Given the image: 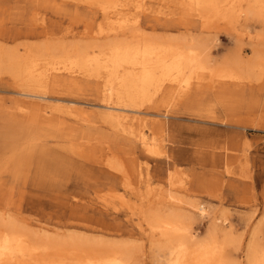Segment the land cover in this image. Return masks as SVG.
<instances>
[{
	"label": "rangeland",
	"instance_id": "374dc122",
	"mask_svg": "<svg viewBox=\"0 0 264 264\" xmlns=\"http://www.w3.org/2000/svg\"><path fill=\"white\" fill-rule=\"evenodd\" d=\"M132 1L117 3L131 6ZM141 1L148 9L123 33L112 34L98 8L77 0H0V48L2 53L9 50L21 59L45 63L52 55L73 54L77 47L91 50L95 43L104 45L114 39L135 41L142 29L194 38L207 48L215 64L237 56L244 60L254 45L264 52V21L260 17L240 18L241 34L219 20L202 30L195 17L179 18L180 10L172 0ZM150 9L173 14L164 16ZM261 73L264 75V67ZM78 78L74 85L58 87L7 72L0 75L5 105L16 94L17 84L65 103L71 100L86 105L93 119V123H77L73 115L59 112L62 126L54 123L38 128L13 123L0 113V216L22 218L33 230L76 231L126 240L130 264H155L158 248L154 241L159 242V237L149 233L147 217L150 212L179 209L191 217L189 227L197 239L204 238L211 225H215L216 238L221 239L222 221L230 225L236 241L235 247H230L232 264H246L250 233L254 231L264 242V128H252L249 123L256 113L255 121L264 124V90L244 82L247 86H241L237 98L215 95L214 91L202 97L188 93L169 102L157 96L153 105L141 107L149 111L143 114L141 127L157 143V153L152 155L99 117V108L94 107L100 100L95 80ZM187 96L190 99L185 100ZM48 102L51 106L57 103L56 99ZM154 112L167 113L160 120L164 124L154 121ZM138 167L152 177L149 190L138 189ZM172 172L178 177L171 180ZM126 181L132 190L123 187ZM115 192H121L127 202L114 200L115 206H105L102 197H112ZM169 194L175 199L167 200ZM195 202L204 204L206 215L193 210L190 204ZM214 217L220 220L215 223Z\"/></svg>",
	"mask_w": 264,
	"mask_h": 264
},
{
	"label": "bare ground",
	"instance_id": "6f19581e",
	"mask_svg": "<svg viewBox=\"0 0 264 264\" xmlns=\"http://www.w3.org/2000/svg\"><path fill=\"white\" fill-rule=\"evenodd\" d=\"M77 1L98 8L102 17L109 21L106 24L113 31L112 34L123 33L125 27L138 20L140 12L148 9L141 0H133L131 6L129 3H117L119 0ZM172 1L175 8L180 10L179 18L195 17L202 30L219 20L241 34L242 28L237 23L240 18L257 16L264 21V3L260 0ZM152 10L157 14L164 13V16L173 14L161 9ZM137 35L138 38L132 42L114 39L104 45L95 43L91 50H88V46L77 47L73 54L63 52L52 55L51 61L45 63L33 58L21 59L9 50L2 53L3 49L0 48V75L7 72L19 79L31 82L41 80L58 87L78 83L79 75L93 78L100 95L99 102L94 104L99 108V117L113 131L129 138V142L137 141L143 151L152 155L157 153V143L141 127L143 114L149 113L141 107L147 103L153 105L157 96L169 102L188 93L202 97L214 91L215 95L222 93L225 98H237L242 91L241 86H247L244 82L255 83L258 89L264 90V75L261 73L264 52L257 45L251 47V55L244 60L237 56L234 60H221L215 64L207 48L194 38L182 34H152L142 29ZM258 37L260 39V33ZM14 88L16 94L8 98L9 104L5 105V98L0 96V113L13 123L38 128L54 123L62 126L59 112L73 115L77 123H93L86 105L78 106L71 100L65 103L54 95L22 89L17 84ZM50 99H56L57 103L51 106L48 102ZM187 99L190 97L187 96ZM250 113L254 115V109ZM166 115L165 112H154L155 117H160L154 121L162 125L164 123L160 120ZM255 115L253 120H249L251 127L264 128V124L255 121L258 116ZM241 171H245V168H241ZM135 177L136 182L140 183L138 189L149 190L152 177L148 171L145 175L138 167ZM176 177L173 172L169 174L171 180ZM123 184L125 189L132 190L130 182ZM110 196L102 197L105 206L111 203L115 206L114 200H119L121 204L127 202L121 192ZM168 196L167 200L175 199L173 194ZM190 206L199 216L207 213L201 202ZM169 210L165 213L160 210L150 212L147 217L149 233L158 234L159 237V242L154 241L158 248L155 264L233 263L230 247H235V239L230 225L222 221L221 239L213 233L215 225L210 226L204 238L197 239L189 227L191 217L179 209ZM219 220L218 217L213 219L214 222ZM24 224L22 218L0 216V264H130L132 259L130 243L126 240H108L76 231L59 233L42 228L33 230ZM244 257L246 264H264V242L258 240L254 231L249 235Z\"/></svg>",
	"mask_w": 264,
	"mask_h": 264
}]
</instances>
